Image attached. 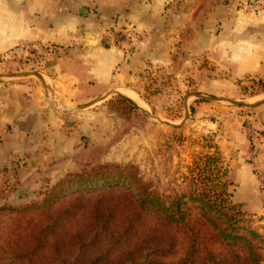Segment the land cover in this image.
Segmentation results:
<instances>
[{"label":"crops","instance_id":"obj_1","mask_svg":"<svg viewBox=\"0 0 264 264\" xmlns=\"http://www.w3.org/2000/svg\"><path fill=\"white\" fill-rule=\"evenodd\" d=\"M248 1L0 0V56L24 43L77 47L85 72L63 74L57 65L45 83L0 78V168L20 149H39L38 136H47L43 146H49L53 131L68 132L47 94H55L61 108L73 104L80 80L133 99L140 97L139 74L149 65L179 76L190 71L202 96L240 97V83L264 77V7ZM250 118L264 147V105ZM243 133L236 129L230 137L231 147L240 150V181L250 172ZM257 162L264 167V148Z\"/></svg>","mask_w":264,"mask_h":264},{"label":"rangeland","instance_id":"obj_2","mask_svg":"<svg viewBox=\"0 0 264 264\" xmlns=\"http://www.w3.org/2000/svg\"><path fill=\"white\" fill-rule=\"evenodd\" d=\"M257 3L264 7V0L248 1L251 5ZM26 45L30 46L28 51L22 48ZM76 48L19 44L8 55L0 56V78L45 83L53 77L57 65L63 74L72 71L81 77L85 74L80 68L82 49ZM74 67L78 71H73ZM188 72L184 76L174 71L160 73L147 65L139 74L140 97L134 95V100L129 98V92L120 94L89 80L79 81V94H73V104L63 108L55 94H47L69 130L62 134L53 131V144L49 146H43L47 136H38L35 145L39 149H20L6 167L0 168V264L5 261L2 249L8 247L11 231L20 227V218L12 209L42 200L46 192L69 175L97 168L113 172L119 168L136 174L161 195H173L188 191L186 179L198 158L216 151L233 180L232 200L245 214V226L264 240V167L257 165L264 147L261 131L250 118L264 105V89L259 79L248 80L240 83L238 98L202 96ZM121 97L130 99L136 107ZM236 129L243 131L246 138L245 156L250 172H245L244 181L236 176L240 150L230 144ZM59 143L63 146H57ZM54 168L56 176L51 177ZM180 256L181 253L172 261Z\"/></svg>","mask_w":264,"mask_h":264},{"label":"trees","instance_id":"obj_3","mask_svg":"<svg viewBox=\"0 0 264 264\" xmlns=\"http://www.w3.org/2000/svg\"><path fill=\"white\" fill-rule=\"evenodd\" d=\"M258 83L264 89V77ZM102 169L71 174L42 200L13 208L20 227L3 264H264V240L245 226L219 151L199 157L188 191L173 195Z\"/></svg>","mask_w":264,"mask_h":264},{"label":"built area","instance_id":"obj_4","mask_svg":"<svg viewBox=\"0 0 264 264\" xmlns=\"http://www.w3.org/2000/svg\"><path fill=\"white\" fill-rule=\"evenodd\" d=\"M258 4H259V3L254 4V5L257 6ZM29 47H30L29 45H26V46H23L22 48L25 49L26 51H28ZM50 50H52V48H51Z\"/></svg>","mask_w":264,"mask_h":264},{"label":"water","instance_id":"obj_5","mask_svg":"<svg viewBox=\"0 0 264 264\" xmlns=\"http://www.w3.org/2000/svg\"><path fill=\"white\" fill-rule=\"evenodd\" d=\"M105 42H107L108 43V41H105ZM252 107L254 106V105H251Z\"/></svg>","mask_w":264,"mask_h":264}]
</instances>
